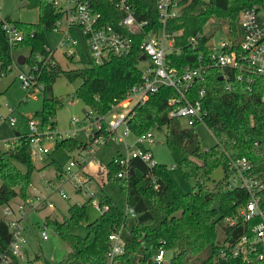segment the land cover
Here are the masks:
<instances>
[{"label": "trees", "instance_id": "1", "mask_svg": "<svg viewBox=\"0 0 264 264\" xmlns=\"http://www.w3.org/2000/svg\"><path fill=\"white\" fill-rule=\"evenodd\" d=\"M87 1L94 11L100 13L103 23L118 27L117 22L123 13L114 7L111 0ZM129 2L136 20L147 22L146 30L160 26L154 0ZM251 2L253 0L188 2L181 15L167 23L169 29L179 31L173 40L179 51L174 54L170 65L180 69L195 63L197 54L205 50L207 37L202 35L195 44H190L187 38L202 32L210 19L225 23L226 33L236 40L239 35V11ZM27 4L38 10L36 23L3 18L21 32L20 40L13 43L8 41L0 18V75L9 69L13 61L12 50L19 46L28 47L29 58H24V62L33 56L29 65L37 66L31 67L32 80L34 86L40 85L42 95L40 108L34 111L32 117H36L42 126L55 127L53 118L61 104L52 96V84L60 73L69 81L80 80L73 95L99 115L139 81L137 44L140 34L136 35L133 47L126 55H113L98 64L88 61L82 68L72 71L62 70L56 61H48L52 60V56L46 50L45 37V32L53 29L54 22L62 12L47 0H27ZM218 77L219 71L210 68L203 81L195 80L190 85L195 93L200 88L204 89L201 103L206 111L205 124L214 138V144L207 148L199 145L195 126L182 127L177 119L167 116L166 99L174 94L170 87L159 86L142 104L132 108L127 119L128 128L135 136L149 130L164 129V142L174 164L183 179H193L190 190L179 191L171 182L164 164L155 163L147 167L134 158L130 161L132 174L119 178L116 176L118 167L110 160L105 166L106 180L120 186L125 203L134 210V216H124L106 195L95 193L98 203L106 204L107 209L85 224V234L81 236L71 233L69 228L86 220L85 203L92 198L70 204L59 221L44 218V224L69 249L62 259L56 262L43 260V264H106L107 235L118 227H121L123 240V252L117 257L118 264H264L262 249L248 254L246 258H221L218 252L223 242L233 241L247 230V225L240 221L232 227L222 222L223 217L234 215L246 200L243 189L226 188L227 159L244 156L251 163L253 173L264 183V104L259 102V89L254 87L252 91H247L244 84L231 74L230 88L225 90ZM101 132L103 129L96 135ZM87 144L88 140L79 142L69 136L56 140L53 148L84 150ZM48 164L54 166L56 173L61 171L52 160ZM18 165L23 166V170ZM218 166L222 167L223 177L208 187L206 182ZM32 170L25 134L16 133L11 148L0 150V250L9 239L1 208L25 193ZM160 240L165 241L163 247L171 250L172 254L167 261L155 263L150 259V254ZM8 264H20L18 257L11 255Z\"/></svg>", "mask_w": 264, "mask_h": 264}, {"label": "built area", "instance_id": "2", "mask_svg": "<svg viewBox=\"0 0 264 264\" xmlns=\"http://www.w3.org/2000/svg\"><path fill=\"white\" fill-rule=\"evenodd\" d=\"M47 1L62 12L61 17L54 22L53 29L58 28L62 17L66 28L70 26L78 28L89 56V62L98 64L110 56L128 54L133 47L136 35L140 34L141 38L137 44L139 52L137 68L140 77L137 83L127 89L121 99L109 104L105 113L99 115L87 108L81 120L71 116L67 130L71 132L70 134L65 132L66 134L62 135L60 131H55V127L42 126L36 117L26 118L28 133L24 134L31 158L42 160L50 151V143L53 145L56 140L73 136L80 129L84 132L86 141L88 140L86 148L82 151H86L88 154L93 151L90 144L94 141L102 145L107 138L124 142L125 136L130 134L133 137V145L124 142L127 152L124 155L118 153L111 159L112 164L118 167L116 176L119 178L129 175L130 161L134 158L139 159L147 167L155 165L156 162L148 148V145L153 142L152 130L141 135H132L127 125L128 115L135 105L142 104L158 90L159 86H167L174 90V94L166 99L167 116L177 119L182 127L188 128L201 124L208 130L205 124L206 111L201 103L204 89L200 88L195 93L191 91L190 85L195 80L203 81L206 71L210 68L219 71L220 79L219 77L218 79L222 80L225 90L230 88L229 78L232 74L235 80L244 84L247 91H252L254 87L258 88L259 102L264 104V0H253L239 11V35L236 40L226 33V39L220 40L215 48L210 42V36L204 34L203 30L189 36L187 41L190 44H195L199 37L205 35L207 37L204 43L205 50L197 54L193 65L180 69L170 65L174 54L179 51L173 41L179 31L169 29L167 23L180 16L191 0H154L160 26L147 30L146 21L136 20L129 0H111L114 7L123 13L122 18L117 22L118 27L103 23L100 13L94 11L87 0H74L70 6H60L56 0ZM2 29L10 43L18 41L22 37L21 32L3 18ZM60 31L62 38L58 46L63 48V53L67 58H72L76 53V42L66 29L61 28ZM46 50L52 56V60L48 61L55 62L53 51L48 46H46ZM140 56H143V59H140ZM35 59L39 60V57L35 56ZM139 62H144V66L138 67ZM36 66V64L30 65L27 74L20 73L17 76L23 88L34 86L31 67ZM131 101L132 104H130ZM116 109H125V112L116 113ZM8 113H12V109H9ZM108 114L110 118L106 119ZM7 121L9 126H14V117H9ZM102 129L103 132L96 135V132ZM12 140L5 146L6 150L11 148ZM83 161L81 153H78L60 171V177L56 179L57 184L55 185V190L60 197H65L62 189L64 181L70 183L75 194L87 191L86 184L89 178H86L83 171ZM91 164L94 172L102 173L103 177H106L105 166L88 163V165ZM227 172L226 188L243 189L246 193V200L237 208L234 215L223 217L222 222L224 225L232 227L237 221H240L247 225V230L235 240L223 242L218 252L221 258L229 256L246 258L248 254L255 253L258 249L264 250V183L253 173L251 163L244 156L235 159L228 158ZM48 181H46V185L50 187L54 182ZM87 194L92 198V205L98 212L107 209L106 204L98 203L95 193L88 192ZM31 205L30 201L28 206ZM23 212V205H18L16 211L9 205L1 208L2 216L8 226L9 239L6 246L0 250V264H8L11 255L18 257L21 252L23 236L19 220ZM122 213L126 217L134 216V210L131 207H126ZM120 231L121 227H118L107 235L106 264H118L117 257L123 252ZM40 237L41 239L47 238L44 230L40 231ZM164 244L165 241L160 240L157 247L152 250L150 259L153 262L167 261L165 253L168 250L163 247ZM260 258L259 254L258 259Z\"/></svg>", "mask_w": 264, "mask_h": 264}, {"label": "rangeland", "instance_id": "3", "mask_svg": "<svg viewBox=\"0 0 264 264\" xmlns=\"http://www.w3.org/2000/svg\"><path fill=\"white\" fill-rule=\"evenodd\" d=\"M22 1L24 0H0V17L10 19L11 21L36 23L38 21L37 8L27 3L20 5ZM56 1L60 6H70L74 0ZM61 28L66 29L70 37L76 42V53L71 59H68L63 53V48L58 46L62 38ZM203 33L210 36V42L216 48L220 40L226 39V25L220 20L210 19L205 24ZM45 37L48 47L53 51L54 59L62 70L72 71L77 68H82L89 61V56L79 29L72 26L66 28L63 17L58 23V28L46 31ZM11 56L13 61L9 69L0 75V150H6L5 146L11 142L16 133H28L26 118L31 117L34 111L40 108L42 98L39 85L23 88L17 79L20 73L27 74L29 72V64L32 63L33 56L27 62L18 63L19 58H29L28 47L19 46L14 48ZM143 66L144 62L138 63V67L141 68ZM79 82V79L69 81L60 73L52 84V96L61 104L56 109L53 118L55 121V131H60L62 135H65V132H68V134L71 133L67 131L69 128V118L73 116L81 120L87 110L82 101L73 95ZM130 104H132V101ZM9 109H12V113H8ZM115 111L116 113H124L125 109H116ZM9 117L15 118L13 127L8 124L7 119ZM109 118L110 115L108 114L106 119ZM195 131L201 147L207 148L214 144V138L203 125L197 124ZM104 134L106 135V131ZM73 137L79 142L86 141V136L80 129L75 132ZM123 139L128 145L134 144V139L130 134ZM152 139L153 142L148 145V148L152 153L153 160L158 164L166 165L170 180L179 191L187 192L190 190L193 179H183L179 169L174 164L167 145L164 142V129L152 130ZM124 142L107 138L105 143L100 145L94 141L90 144L93 151L89 154L82 150L74 149L66 151L63 148L54 149V146L50 143V151L42 160L31 158L33 170L29 176L30 184L26 187L25 193L22 196L13 198L8 204L15 211L18 205H23L24 212L19 220L23 236V246L18 255L20 264H43V260L56 262L65 256L69 249L67 244L52 229L44 224V218L59 221L66 214L67 207L72 203L79 204L84 202L88 198V192L103 193L117 210L123 212L126 209L127 205L124 195L120 191V186L111 180H106V177L104 178L102 173L97 174L93 169H91L90 174L85 173L86 178H89L86 184L87 191L77 192L75 194L70 183L64 181L62 183V189L65 197H60L55 190V185L57 184L56 179L60 177V172L56 173L54 166L48 164L52 160L55 166L63 170L73 157L81 153L84 166L87 167L88 163H98L101 166H106L118 153L124 155L127 152ZM18 167L23 170V166L18 165ZM222 177V167L218 166L211 173L206 185L210 187ZM47 180H49L48 182L54 183L49 187L46 185ZM30 201L32 205L28 206ZM98 213L93 207L92 201H88L85 203L86 220L70 226L69 231L81 236L84 235L85 224L92 221ZM41 230L46 232V239H41ZM171 254V250L165 253L166 260L170 258Z\"/></svg>", "mask_w": 264, "mask_h": 264}, {"label": "water", "instance_id": "4", "mask_svg": "<svg viewBox=\"0 0 264 264\" xmlns=\"http://www.w3.org/2000/svg\"><path fill=\"white\" fill-rule=\"evenodd\" d=\"M26 3H27L26 0H24L20 3V5H23ZM140 59H143V56H140ZM22 62H24V58H19L18 63H22ZM219 79H220V77H219ZM129 174H132V167L129 168Z\"/></svg>", "mask_w": 264, "mask_h": 264}, {"label": "crops", "instance_id": "5", "mask_svg": "<svg viewBox=\"0 0 264 264\" xmlns=\"http://www.w3.org/2000/svg\"><path fill=\"white\" fill-rule=\"evenodd\" d=\"M89 166V167H88ZM87 167L86 166H84L83 167V171H85V173H87V174H90V172H91V169H93L94 170V168H93V166H92V164L91 165H88ZM95 173H97L98 174V172H95ZM34 195H36V194H34Z\"/></svg>", "mask_w": 264, "mask_h": 264}]
</instances>
